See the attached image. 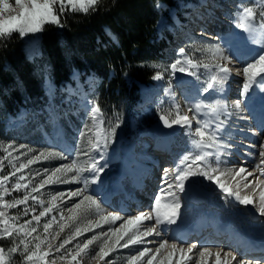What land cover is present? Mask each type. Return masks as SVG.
<instances>
[{
	"label": "snow or ice",
	"instance_id": "obj_1",
	"mask_svg": "<svg viewBox=\"0 0 264 264\" xmlns=\"http://www.w3.org/2000/svg\"><path fill=\"white\" fill-rule=\"evenodd\" d=\"M99 0H15V8L20 11L16 15L5 16V13L13 6L10 5L9 0H0V39H8L14 33L18 34L20 38H24L29 34H36L42 31L43 26L46 24H54L60 26V15H62L67 7H70L72 11H80L88 13L90 9L95 10V6ZM57 5L59 6L57 9ZM14 10V9H13ZM59 13V14H58ZM264 16V13H261ZM239 27L245 32L252 35L255 42L258 35H264V24H260L257 27L255 13L251 7H244L240 17ZM180 54L183 55L184 49H180ZM219 55L221 59H227L219 50H216L214 55ZM215 74L210 75L206 87L203 89L204 93L214 90V85L222 86L224 82L230 76L231 70L227 66L215 64ZM198 65L189 58H178L171 64L173 71L186 72L189 75H197L194 69H197ZM204 68L211 71L208 64L204 65ZM240 71L239 69L237 70ZM244 76V83L242 87V95H246L253 84H259L264 88V54L258 56L251 62H249L242 69ZM159 78V77H155ZM259 78V79H257ZM239 107L240 101L236 102ZM207 109L205 111L204 109ZM178 110V106H177ZM188 111L191 112L192 118L187 115H180L177 111L176 119L169 121L161 116L164 124L167 127L173 125H179L187 129V134L193 136L192 143L198 150L194 156H185L184 160L190 162L184 167H177L174 170L165 168L163 169V175L161 176V188L156 197H154V207L147 211H140L138 214L122 216L113 211H105L101 209L100 204L97 203L96 198L86 192L89 178L83 179L84 187L77 189H69L63 193H57L51 196L49 201V207H43V201L40 199L41 189L45 186L51 187L56 184L68 183L67 173L75 170L76 175L72 177L77 183L81 182V173L84 171H91L98 176L104 169L100 166V161L103 160L104 150L109 142V136L107 134L101 135L98 131L96 134V141L90 142V148L83 153L87 157L85 166H77L75 161L56 167L55 169H44L43 178L33 184L31 179H28V174L24 170L28 169L41 160L49 159L53 156H60V152L41 151L38 155L28 158L26 161H21V156H27L33 149L28 148L26 152L20 154V156H13V152H18L20 149L26 148L25 145H19L13 147L14 142H10L5 149L6 155L0 159V171L3 170V160H9L11 165V171L8 174L0 175V236L12 237L15 233L20 236L19 243L13 246L10 251L16 253L20 245H23L24 259L29 264H56L57 260H67V264H82V257L87 256L90 260L104 262V264H114V261L107 258L117 252L120 249H128L133 245H145L156 243L154 249L149 247H141L134 253L127 256V264H187V261L191 259L190 253L193 249L197 248L196 243H192L190 246H184L175 241L160 240L153 241L147 238L153 235L160 236L162 233L158 231V227L164 223L174 224L177 221L179 210L181 208L180 197L178 193H183L186 190L185 181L189 176L200 175L207 180L213 182L217 187L226 194L225 199L234 196L235 200L242 205H252L253 199L250 196H241L239 191L233 192L226 184L220 182L219 176H214L213 173L219 172L220 175H224L225 172L221 170L220 166L224 163L221 160V156L231 155L230 149L232 145L226 144L221 136V132L225 125V122L230 116L226 106L216 100L215 103H209L207 105H201L200 103L190 104ZM91 118L94 122L100 121L102 123V110L98 105L93 106L90 109ZM207 117V118H202ZM193 120H195L196 127L193 128ZM119 125L117 124V127ZM115 129L112 130L114 134ZM252 147H259L261 150L258 152V156L261 158L259 163L255 165L252 170H249L245 166L241 165L238 170L235 171V177H241L248 181L243 184V188L247 189L253 187V191L260 190V207L259 215L264 216V144L252 145ZM10 149V150H9ZM95 152L98 155L93 156L91 153ZM250 155H257V153H249ZM212 158L215 159V167H212ZM13 161H20L18 164ZM231 170H229L230 172ZM259 172L260 176L255 178V181L248 180L255 172ZM19 175L17 176V174ZM171 173V174H170ZM39 175V173L37 174ZM12 177H16L15 183H11ZM35 177H33L34 179ZM93 182L95 177L92 178ZM239 183L237 188H239ZM24 190L25 194L22 198H15L11 201H6L5 196L11 195L12 192H18ZM64 197L68 199H75L80 197L75 203L67 207L66 211L70 214L67 217L64 215V210H59L58 216L51 215V218L43 223V238L38 233L41 218L49 216L57 208L56 202L58 200H64ZM162 197L164 201L162 202ZM29 200L32 204H29ZM39 203L42 210L36 214L35 205ZM23 205V216L31 214V219L25 220L23 223H19L20 217L8 216V214L2 209H11ZM95 206V214L98 219H88L89 214ZM155 218V224L145 225V221H152ZM83 220H87V223H78ZM117 227H111L107 231L97 233L90 238L79 241V238L87 234L88 232H94L96 229L102 228L105 224L116 225ZM35 222V226H33ZM70 225H74L62 240L61 234L66 229L70 228ZM56 229L50 233V229ZM33 233L37 235L33 236ZM32 237V240L37 241L32 244L30 248V241L27 239ZM59 240V243L56 241ZM76 241L75 244L73 242ZM96 241H101L98 250L91 253L90 246ZM46 245V248L42 249L41 245ZM72 244V248L66 247ZM63 250V251H62ZM216 251L215 264H221L220 252ZM56 253L59 256L55 255ZM212 249L209 247H203L199 256L202 259L197 264H208L206 257L211 256ZM225 257H232V252H225ZM49 257L51 259L49 260ZM0 264H7L5 257V250L0 248ZM224 264H230L225 259Z\"/></svg>",
	"mask_w": 264,
	"mask_h": 264
},
{
	"label": "bare ground",
	"instance_id": "obj_2",
	"mask_svg": "<svg viewBox=\"0 0 264 264\" xmlns=\"http://www.w3.org/2000/svg\"><path fill=\"white\" fill-rule=\"evenodd\" d=\"M255 1H259V0H255ZM222 6H223L222 7L223 11L222 10L216 11V14L210 16V19L214 22L215 25L218 26L217 28L219 29L216 30V32L219 34H220V30L224 31L226 28L233 29L235 27V21H237V19L234 18L235 14L233 15V13L238 12V9L240 7L239 4L235 5L232 2L231 3L224 2ZM199 8L200 7L195 9L193 8L192 10H190V12H188L190 16L186 17L187 18L186 23H189V21L194 20L192 15H194V13H196L197 10L199 11ZM158 21H159L158 26L162 27L164 25V22L161 19H159ZM200 27L201 26H196L195 23H191L186 28L181 30H187V31L190 30L191 33L189 32L187 33H189L191 37L194 36L196 39H198L197 34H200V31H197V29ZM211 32L212 31H210V29H207V33L205 35L212 36L209 35L211 34ZM156 33L158 35V40H159L161 35L158 33V31H156ZM220 43L222 47H224L226 51L235 60V62L233 60L232 63L229 61L230 63L228 65L224 64V66H227L231 70L228 79L224 82L222 86L214 85V90L209 91V93H204V91H199L196 87H194L191 89H185L184 95L187 98V100L190 102V104L200 103L201 105H206L204 101L207 99H210L213 103H215L216 100H220V102L223 103V97L221 95V91L223 90L225 84L227 83L228 87H233L230 89L233 91H231L230 93L229 92L226 93L227 96L231 100H233V105L231 103L230 106L226 107L228 112L230 113V116H228L227 118L228 120L227 124L229 123V121L233 120L234 122L233 125L228 124V126L233 127L235 131H237L238 135L241 138H243V141L238 145H233V143H230L232 147L228 149V151L231 152V155L225 157L221 156V160L224 161L223 164L226 165V168L228 166L229 170H231V172L233 173L231 174V180L233 179L232 183L228 184L227 186L233 192L239 191L242 197L250 196L253 199V204L247 206L242 205L235 200L234 196L225 199L226 194L222 193V191L217 187L216 184L207 180L203 176L192 175L189 176L188 179L185 181L186 190L183 193H178L180 197L181 208L179 210V215L177 217L176 223L174 224L164 223L160 225L157 230L161 231L162 234L160 236L153 235L152 237H149L147 239L153 241H160V240L175 241L184 246H190L192 243H196V240H192L190 238H186V240L179 238L178 235L181 233L178 232L180 228L179 223L183 220V222L188 223L186 225L187 228L189 229L188 231H191L188 225L192 224L194 231L202 232V236L206 240H201L202 242L200 243L201 248L209 247L211 249L218 248L224 250V252L220 254L221 264H224L225 259H227L231 264L232 257H225L224 255L225 252H229V251L232 252L235 255V257L237 256L238 258L240 257L236 262L234 261L232 264H241V262L239 263V261H241V257H243L242 260L244 261V264H251L252 262H253L252 264H255L257 262V259L254 258L252 255L246 253V249L242 245L243 242H248L249 245L252 242L250 238L247 237V235H244L242 232L244 231V229L247 230V228H254L255 230H258L256 231L257 237L262 238L260 232L264 231V216L259 215L260 190L256 189L255 191H253L254 184L252 187H249L247 189L243 188V184L247 183L248 181L242 178L243 174L241 177H235L234 173L236 170H238V168L241 165L245 166L249 170H252L255 167V165L259 163L261 159L258 156V152L261 149L259 147L254 148L252 147V145L263 144L261 142L264 140L263 132L261 133L263 136L259 139L257 138L258 134L262 130L264 131V88H262L259 84H253L246 95L240 96V100L243 105L242 108L245 107L244 110H246V112H244L243 114L239 110L240 106L239 107L236 106V102L238 101V95H239L237 91V87L239 86L238 81L240 80L241 76H243L242 69L250 61L254 60L259 55H261L260 53L262 52V49L264 47V35H258L254 42L252 35L248 32H245L242 28L239 32L224 31V34L220 38ZM177 55H179L180 59H184V58L191 59V57L186 53L185 50L183 55L180 54V51L179 54ZM194 63L197 64L196 62ZM210 68L211 71L205 69L209 73V76L210 74H215V70L212 67ZM198 69L199 67L194 70H198ZM238 69L240 70L239 72L237 71ZM170 71H171L170 73L172 74L170 78L173 82L172 83L173 87H170L168 85L167 81H169V79H167L166 76L165 78H163L161 74H156L153 78L152 83L148 85L145 84L139 85L138 99L135 100L137 106L145 107L146 105V103H144L145 99L150 98L151 96L154 95L156 97V100L160 101V103L170 104L171 109L175 113L174 108L176 107V105L181 106V102L183 98V95L182 96L178 95L177 90H175L174 88L178 78L180 79L181 77L176 78V74L173 73V70L170 69ZM208 73L205 72V74ZM82 76L87 77L85 79L89 80L90 83L95 84V87L97 88L101 87V79L98 76H96L91 70L88 71L73 70L69 76L68 81L63 82V84L62 83L55 84L49 78L43 79L42 93L34 97L26 95V97L22 101V105L19 106L18 111L16 110L17 112L15 114L12 115L10 113V115L6 117V119L7 118L8 119L5 121V124H7L8 126L10 125L14 126L20 124V126L17 127L15 126L17 129H20L30 119H33L35 121H38V119H40L46 124L52 123L54 125L53 128H55L54 129L55 134L53 135V137H51V135H47V139L49 138V143L51 144V146L54 145V147H57L59 150L65 152L68 156H71L72 158L75 155V150L73 149V146H71L70 142L67 140V137L63 133L64 131L61 126L64 120L63 117L64 113H67L70 107L74 106L76 109L75 110L76 114L74 117H76V115L79 114L81 111L88 114L92 124L94 125L95 141H96V134L98 131L102 135L101 122L100 121L94 122L91 118L90 109L93 107L92 102H90V100L87 101L80 99L83 97L78 96L77 99L73 98L71 100V102L74 101V103L72 104V106L71 105L69 106L67 101L68 96L62 93V90L65 87H69L74 80L77 81ZM155 77H159V78H155ZM182 77H186L187 80L191 81V75L189 74H184V76ZM181 79H185V78H181ZM57 93L58 95L61 94L63 98L65 97V99L62 100L63 99L62 98L59 100V97H57L56 99L54 95H56ZM204 110L207 111L206 108ZM53 112H56L55 115L57 116H53L52 114ZM190 115L193 114L190 112ZM202 118H207V117H202ZM73 121L74 120H72V122ZM243 123H245L248 126H252L251 133H249L248 135L246 134L245 131L241 130L242 126L243 127L245 126V124ZM135 125L138 126L136 122L135 124H133V127H135ZM173 126H175V128H178L179 125H173ZM193 126L194 128L196 127L195 120H193ZM225 129L230 130L227 127L226 122L221 132V135L224 134ZM158 130H160L163 133L162 129H158ZM40 131L44 132V127ZM147 131L150 133L149 130ZM235 131H232V134L235 135L236 134ZM175 134L176 133H173V135ZM184 136H186V134H184ZM223 137L225 138V136ZM162 141H163L162 139H159L157 142H154L153 145L154 146L160 145ZM248 147H251L250 151H247ZM154 149L157 148L154 147L151 150L150 155L155 153ZM193 149L196 148L193 147L191 150ZM93 153H94L93 156L98 155L95 152ZM249 153H257V155H250ZM190 155H194V154L191 153ZM145 160L146 158L143 157L140 150L137 149L133 139L120 138L118 141H115L109 150L105 148L103 160L99 162L100 166H102L104 170L100 172L98 176L96 175V173H93L91 171H87V173L85 174V177L89 178L88 184H91V187L93 189L91 190L92 194H96V196H98V199L101 203L103 204L109 203V205L120 208V210L122 209L123 211L121 212L122 216L125 217L129 215L138 214L140 211H147L151 209L152 207H154V197L158 195L159 190L161 188V181L159 182V186L157 187L156 193L154 194V196H151L153 193L152 175L154 173L155 177L158 176V171L156 172L157 168L155 167L153 169V165L157 164L158 162L155 163L154 161L150 163L149 160L147 162H145ZM212 161H215V159L212 158ZM189 162L190 159L188 161H185L181 154L174 157V159L170 161V165H166V166L164 165L163 168L174 170L177 167H184ZM261 167H264V165H261ZM257 176H260L258 171L255 172L252 177H249L248 180L255 181V178ZM93 177H95L94 182L92 179ZM260 179H264V177H260ZM137 181H139V183L142 185L141 188L142 189L144 188L146 190L145 191L146 198L143 199L142 201L145 203L143 204L142 207L141 206L134 207L136 204L132 205L127 201L130 198L128 193L130 194L138 193L136 191ZM238 183L240 185L239 188H237ZM91 191L89 192L91 193ZM147 197L151 199H148ZM146 199L148 200V202L146 201ZM161 199L163 202L165 198L162 197ZM130 206L133 207H131V209L128 210ZM108 210L113 211L112 208H109ZM199 219L201 220V222L197 224L196 222H198ZM149 224H155L154 217L152 221H145V225H149ZM224 224L226 226H224L222 232L216 233V229H218L221 225ZM208 226L210 228L207 231H205L204 229ZM237 226H241V227L239 228ZM224 234H230V235L235 234L237 238L234 237L228 238ZM214 237H221L222 240L221 243L217 244L214 241ZM143 246H147L149 248L154 249L158 245L156 243H152V244H145ZM200 250L199 249L193 250V252L189 254L191 259L187 261V264H197L198 261L205 259L199 256ZM258 254L260 255L258 257L259 259L264 257L263 253H258ZM206 259L208 260V264H215L216 252L214 253L212 252L211 256L206 257Z\"/></svg>",
	"mask_w": 264,
	"mask_h": 264
},
{
	"label": "trees",
	"instance_id": "obj_3",
	"mask_svg": "<svg viewBox=\"0 0 264 264\" xmlns=\"http://www.w3.org/2000/svg\"><path fill=\"white\" fill-rule=\"evenodd\" d=\"M174 6V0H99L86 14L66 9L61 27L43 26L41 53L32 59L19 35L1 41L0 120L18 111L26 95L42 93L38 86L45 76L61 84L73 70L98 76L99 107L119 115L138 99L139 85L152 83L160 72L152 65L163 60L169 39L158 40L155 26L159 15Z\"/></svg>",
	"mask_w": 264,
	"mask_h": 264
},
{
	"label": "rangeland",
	"instance_id": "obj_4",
	"mask_svg": "<svg viewBox=\"0 0 264 264\" xmlns=\"http://www.w3.org/2000/svg\"><path fill=\"white\" fill-rule=\"evenodd\" d=\"M219 2L221 3V0H217L216 6H218ZM9 3H10V5L13 6L14 10L10 9L8 12L5 13V16H11V15L18 14L20 10L18 8L14 7L15 6V0H9ZM257 4L260 6V8L258 7ZM58 7L59 6L57 5V9H58ZM245 7H251L252 8L253 12L255 13L256 22H257L258 27L260 24H264V16L261 15V13H264V0L255 1V3L251 2L250 5H245ZM174 8L179 13L177 12V16H178L177 22L172 23V25L174 26L173 27L174 31L172 33H170L167 30L168 29L167 25L169 22H166V20H169V18H170L169 13H170V11H173V8L168 9L166 12L167 14L162 13L158 17V20L161 19L164 22V25L162 27V31H160V33L162 34L163 37H166L169 40L164 41V46H163L164 47L163 48L164 58H163V60H161L160 62H158L156 64H153L152 66L154 68H157V69L159 68L158 70H160V72H158V74H161L163 78H165V76H166V78L169 79V81H167L168 85L170 87H173V84H172L173 82L170 78L172 76V74L170 73L171 72L170 71V69H171L170 63L171 64L174 63L179 58V55H177V54H179V50L184 49L186 51V53L191 57V60L196 62L198 67H199L198 70H195L197 72V75H195V76L191 75V82L199 91H203V89L206 87V83L208 82L209 77H210L209 73L205 70L204 65L208 64L210 67H212L215 70V68L213 67L215 64L218 63L222 66H224V64L228 65L230 62L231 63L233 62L234 58H232V56L226 51V49L223 48L218 43L216 44V42H214V41H206V40L203 41V40L196 39L194 36L191 37V35L189 34V33H191L190 30L189 31L180 30L181 23H184L185 18L187 16H190V14L189 13L185 14L184 10H182V7L178 6L177 2H176V5ZM66 9L72 11L70 7H67ZM236 13H233V15L235 14V16H234L235 19H237L238 17H241L242 10H239ZM185 23H186V21H185ZM195 25L199 26L196 23H195ZM59 27H61V26H59ZM232 30L234 32H239L241 30L237 21H235V27ZM40 32H38L34 35L29 34V35H26L24 38H21L23 41V49L26 53V56L29 54L31 56L30 57L31 59L36 57V56H39L41 53L40 40L35 41V38L39 36ZM187 32H189V33H187ZM158 33H159V31H158ZM3 40H5V39H0V42ZM163 40H165V38H163ZM217 49L219 50V53H222L223 56L228 58V59H221L218 54L214 55V53H216ZM260 54H264V47H263L262 52ZM27 57L29 58V56H27ZM234 62H235V60H234ZM205 72L208 74H205ZM46 78L47 77L45 76L43 79H46ZM43 79H42L40 85L38 86V89L40 88V90L42 89ZM82 84L84 85V86H82V88L84 87L85 91L83 92V94L81 96L83 98H80V99L90 100V102L92 101L93 103L98 105V90H99V88L95 87V84L90 83V81L87 79H84L82 81ZM93 88H94V90H93ZM32 95L33 94H30L31 97H32ZM54 97L56 99H57V97H59V100L63 98V96L61 94L58 95V93L56 95H54ZM64 99H65V97L62 100H64ZM159 100H161V99H159ZM34 105H36V104H34ZM167 105H168V107H167ZM153 106H154V108L152 109V112L150 114L149 113L146 114V112H148V110H149L148 106L145 105V107H139V106H137L136 102L134 103V105L130 106L129 108L127 107V109L123 108L122 112L119 115L116 113H110L108 111H102V123H101L102 135L107 134L109 136V142H108L106 148L109 150L111 148V146L113 145V143L115 141H118L122 137V133L128 137L131 136V134L133 133V130H134L133 124H135V122L137 123V125L141 124L140 127L141 126L142 127H150V126L153 127L159 121L160 116H165V118L168 119L169 121L176 119L177 115L171 109L170 104L160 103V101H157V104H155V105L153 104ZM240 108L242 109V110L240 109V112L242 114L244 112H246V110H244L245 107L242 108V105H240ZM77 111H78V109H77ZM69 114L70 113H68V112L64 113V116H63L64 120H63L62 125L64 128V133L67 137V140L70 142L71 146L75 147V155L72 158H71V156H68L65 152L59 150L57 147H54V145L51 146V144L49 143V138L47 139V135H51V137H53V135L55 134V131H54L55 128H53L52 129L53 131H52L50 129L49 125L47 124V125H44V132H41L40 130H42L43 127L38 126V124H40V123H37V125L34 124L32 126L29 125L25 128H24V126H22L20 129L16 128L17 126H20V124L14 125V126L13 125H10V126L7 125L5 127V124H3V120H4V118H6L8 116V114H7V115H5V117L2 120H0V159H2L6 155L5 149L8 147V144L10 142H14V144H13L14 148L18 147L19 145H25L26 146V148L20 149L18 152H13V156H20V154L23 152H26L28 148L33 149V151L29 152L27 156H21V161H26L28 158L35 156V155H38L39 152H41V151L60 152L61 153L60 156H53L49 159L41 160L39 163H36L32 166H29L28 169L24 170L25 173L28 174V179H31L33 184L39 182L43 178V176H44L43 170L44 169L52 170V169H55L56 167H61L63 165L69 164L73 161H75L77 163V166L84 167L85 161L87 160V157L84 156L83 153L85 151L89 150L90 142H95L94 125L92 124L89 117L86 114H84L82 111L78 115H76V117L69 116ZM72 120H74V121L72 122ZM81 121H82V123H80ZM37 122H40V119H38ZM50 124L53 125L52 123H50ZM117 124L119 125L118 127H117ZM251 127L252 126H248L245 124V126L242 127L241 130L245 131L246 134L248 135L249 133H251V130H252ZM113 129H115L114 134H112ZM141 132H142V136H144L146 138H147V135L150 134L147 130L139 131V133H141ZM239 137L240 136H237L235 138L233 137L234 138L232 140L233 145H238L243 141V138H241V137L239 138ZM193 138H194L193 136L190 137L189 140L186 142L187 148H185V153L182 155L183 158L185 156L190 157V156H194L195 154H197L196 149L191 150L194 147V145L192 143ZM261 143L264 144V140ZM191 153H193L194 155H190ZM91 154L94 155L93 152ZM2 162H3V170L0 171V175L8 174L11 171V165L9 163V160H3ZM13 162L18 164L20 161H13ZM215 166H216L215 161H212V167H215ZM154 168L155 167H153V169ZM220 168L222 171L225 172V174L220 175L219 172H216V173H213V175L219 176L220 182H222L226 185L231 184L232 180H233V179L231 180V174H233V173L231 171H230L231 173L229 172V168H228V166L226 168L225 164H221ZM38 173H39V175H37ZM86 173H87V171H84L83 173H81V182L77 183L74 179H72V177H74L76 175L75 170H73L72 172H69L66 174L68 181H69L68 183L56 184V185H52L51 187L45 186V188L41 189V192L39 195H40V199L43 201V207H49L50 206L49 201L51 199V196L54 194L63 193L69 189H77V188L84 187L83 179L85 178ZM18 175H19V173L17 174V176ZM33 177H35V178L33 179ZM16 179H17L16 177H12L11 183L8 186L11 187V184L15 183ZM91 190H93L91 187V184H87L86 192L88 194L93 195L96 198L97 203L100 204L101 209H103L106 213V211H108L107 207L99 201L98 196H96V194H92ZM89 191H91V193ZM24 194H25L24 190H20V191L16 192L15 194H14V192H12L11 195L5 196V200L11 201L15 198H22V196ZM147 198L151 199L149 197H147ZM79 199H80V197H77V198L71 199V200L68 199L67 197H64V200H58L56 202L57 208L54 210V212L52 214H50L49 216L41 218L40 226L38 228V233L41 235L42 238L45 235L43 233V227H42L43 223L46 222L47 220H49L51 218V215H57V218L59 219V216H58L59 210H64V215H65V217H67L68 215H70L66 211L67 207L71 206L73 203H75ZM29 204L30 205L32 204L31 200H29ZM23 207H24L23 205H20V206L15 207V208H11V209L5 208L2 210L3 211L6 210L5 212L8 214V216L20 217L18 222L23 223L25 220L31 219V214L28 216H23V212H22ZM35 207H36V214H38L39 211L42 210V207L39 203H37L35 205ZM113 211L116 212L117 210H113ZM116 213H119V212L117 211ZM88 219L93 220V222H95V220L98 219V216H96V214H95V206H93V210L89 214ZM78 223H87V220H83V221L78 222ZM119 223H122V221H118L116 225L105 224L102 226V228L96 229L94 232H88L84 236L80 237L79 241L82 242L83 240H86V239L90 238L91 236L96 235L97 233L107 231L111 227H117L119 225ZM33 226H35V222H33ZM72 228H74V225H70V228L66 229L65 232L61 234L60 239L62 240L67 234H69V232ZM55 230H58V229H56L54 226V229H50L49 234H51ZM13 235H15L14 238H13V236L12 237L0 236V238L2 239V243H1L0 248H3L5 250V257L7 259V264H29V262H27L24 259V255H26V254H23V245L19 246V249L16 253H11L10 249L13 247L12 245L16 246L19 243V239L21 238L18 235H16L15 233ZM35 235H37V233H33V236H35ZM27 239L31 242L29 245L30 248H31L32 244L37 242V241L32 240V237H28ZM100 242L101 241H96V242H94V244L92 246H90V250H91L92 254H94V252L96 250H98V246H99ZM56 243H59V240L56 241ZM75 243H76V241L73 242V244H75ZM41 247H42V249H44V248H46V245L42 244ZM66 247L72 248L73 245L70 244V245H67ZM141 247H147V246L133 245V246H130L128 249H120L117 252L111 254L107 259L114 261V264H127V256L134 253L136 250H138ZM55 255L59 256L58 253H56ZM50 259H51V257H49V260ZM17 261L19 263H17ZM56 264H67V260L62 261V260L58 259ZM82 264H104V262L90 260L87 256H83L82 257Z\"/></svg>",
	"mask_w": 264,
	"mask_h": 264
},
{
	"label": "water",
	"instance_id": "obj_5",
	"mask_svg": "<svg viewBox=\"0 0 264 264\" xmlns=\"http://www.w3.org/2000/svg\"><path fill=\"white\" fill-rule=\"evenodd\" d=\"M165 117V116H164ZM166 119V118H165ZM158 129H162L163 133H170L172 131V127H167L165 124H164V121L161 119V116L159 118V121L154 125V130L156 132H161L160 130Z\"/></svg>",
	"mask_w": 264,
	"mask_h": 264
},
{
	"label": "built area",
	"instance_id": "obj_6",
	"mask_svg": "<svg viewBox=\"0 0 264 264\" xmlns=\"http://www.w3.org/2000/svg\"><path fill=\"white\" fill-rule=\"evenodd\" d=\"M40 40L39 36L35 38V41ZM174 74H176V78L177 77H181L184 76V74H187L186 72H179V71H173ZM141 125V124H140Z\"/></svg>",
	"mask_w": 264,
	"mask_h": 264
}]
</instances>
